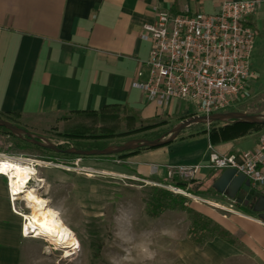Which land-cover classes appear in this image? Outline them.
I'll return each mask as SVG.
<instances>
[{
  "label": "crops",
  "instance_id": "1",
  "mask_svg": "<svg viewBox=\"0 0 264 264\" xmlns=\"http://www.w3.org/2000/svg\"><path fill=\"white\" fill-rule=\"evenodd\" d=\"M240 1L244 0H0V116L16 115L13 125L37 137L65 135L85 127L73 117L63 122L57 119L69 112L96 113L108 104L119 106L125 114L136 113L141 122L149 118L154 123L179 122L187 115L176 102L153 108L129 88L134 73H142L139 63L146 52L137 40L138 27L150 24L154 10L210 15L220 2ZM244 24L252 34L247 62L252 80L235 100L237 112L245 102L264 94V0ZM186 131L163 147L127 153L111 165L93 161L91 166L127 180L159 184L163 181L160 171L166 166H197L190 181L206 185L205 192L225 204L222 196L208 189L218 172L209 173L204 166L212 157H235L243 152L234 146L244 139L250 140L249 150L258 135L247 132L240 139L208 145L204 134ZM152 170L158 171L156 177L147 175ZM46 179L44 173L39 179L42 187ZM247 216L248 220H230L229 228L221 218L215 225L232 235L235 227L248 261L264 264V223L252 214ZM18 223L8 213L0 178V264H23L35 242L18 238ZM212 245L225 254L233 252L218 242Z\"/></svg>",
  "mask_w": 264,
  "mask_h": 264
},
{
  "label": "rangeland",
  "instance_id": "2",
  "mask_svg": "<svg viewBox=\"0 0 264 264\" xmlns=\"http://www.w3.org/2000/svg\"><path fill=\"white\" fill-rule=\"evenodd\" d=\"M256 96L245 102L239 109L240 112H237V106L234 105L235 99L228 112L263 116L264 94ZM177 104L181 110H185V115L189 114L187 105ZM129 115L134 118L133 128L137 125H163L148 132L113 138L107 141L106 147H115L130 140H152L165 134L177 123L174 119L154 123L150 118L141 122L136 113L129 112ZM219 125L220 123H216V126ZM184 130H187L186 133L199 132L205 130V127L191 126ZM260 132L261 130L255 134L259 135ZM120 133L122 128L117 126L113 134ZM5 137L6 139L0 135V153L29 157L48 165L34 169V177L37 179L42 178L44 173L47 174V184L38 191L37 196L45 200L48 207L57 213L59 221L76 242L75 253L66 259H60L58 253L50 252L48 247L43 249L45 246L35 241L28 248L23 264H252L246 258V250L240 243V236L237 238L236 228L234 227L235 234L232 235L215 225V221H220V218L224 222L228 221V228L231 227L230 220H248L247 215L250 213L247 207L240 210L236 207L227 209L221 200L218 201L209 192L204 194L205 189L201 184L198 187H189L195 190L194 196L185 194V189L179 190L187 196L184 197L146 186L136 180L124 179L116 173H104L91 166L93 161L111 165L115 160L112 155L78 159L79 164L73 167V159H52L42 152L19 147L16 149L12 147L13 142ZM38 138L52 146L63 145L70 148L71 144L50 133ZM249 141L244 139L237 143L235 150L245 151ZM6 144H9V149H4ZM173 183L160 182L163 185ZM33 185L34 183H30L27 187ZM190 189H187V192L193 194ZM151 190L180 198L183 211L161 210L154 217H147L142 204L151 195ZM16 208H19L22 215L26 213L21 205L16 204ZM151 209L149 206L147 211L150 212ZM222 210H227L230 214ZM138 242L142 247L138 248V251L144 250V254L135 258L129 251L140 247ZM212 242L232 248L233 252L229 250L227 253L232 256L227 258V254L212 245Z\"/></svg>",
  "mask_w": 264,
  "mask_h": 264
},
{
  "label": "built area",
  "instance_id": "3",
  "mask_svg": "<svg viewBox=\"0 0 264 264\" xmlns=\"http://www.w3.org/2000/svg\"><path fill=\"white\" fill-rule=\"evenodd\" d=\"M260 4V0L220 2L210 15L199 13L168 14L154 10L150 24L138 27L137 40L146 46L144 59L139 63L142 73H134L135 81L129 85L153 108L162 109L170 102L187 105V117H206L230 111L233 101L239 97L252 80L248 69V56L252 34L244 24ZM4 139L6 137L4 136ZM6 144L4 149H9ZM0 162H18L32 170L48 166L29 157L0 153ZM79 164L73 159L71 166ZM207 172L232 170L239 174L250 190L264 198V129L253 146L235 157H212L204 166ZM197 166H166L160 171L165 182L188 183ZM158 171L147 175L156 177ZM4 184L8 213L19 221L17 236L28 239L22 217ZM152 188H160L169 194L187 197L173 185L151 181H137ZM32 183L29 179L25 186ZM190 198V197H188ZM227 209L236 207L232 200H225ZM25 210V209H23ZM229 213L227 210H222Z\"/></svg>",
  "mask_w": 264,
  "mask_h": 264
},
{
  "label": "trees",
  "instance_id": "4",
  "mask_svg": "<svg viewBox=\"0 0 264 264\" xmlns=\"http://www.w3.org/2000/svg\"><path fill=\"white\" fill-rule=\"evenodd\" d=\"M16 117L17 116L13 114H5L0 116V121L7 122L8 124L14 126L13 120L16 119ZM70 117H73L81 123H85L86 126L76 129L73 132L67 133L65 135H59V138L70 142L71 144L69 145V147L71 149L79 151L101 150L107 146V141L113 138L127 137L138 133L148 132L156 127L163 125L162 123H158L149 126L138 125L136 128H133V126L135 125L134 118L129 114H125L119 106L113 104L104 105L96 113L69 112L64 116H60L57 121L63 122L68 120ZM117 126H121L122 133L113 134ZM204 127L205 131H200L198 132V134L205 135V139L208 145L230 142L242 138L247 132H257L259 130L264 129V126L256 127L236 122L220 123L219 126H216V123H212L207 124ZM0 135L7 136L13 142L12 147L16 149L19 147L42 152L48 154L52 159H86L84 157L66 156L58 153L53 154L48 151L39 150L35 147L23 143L22 141L15 140L2 129H0ZM55 149L58 151H62L67 148L63 145H58L55 146ZM145 150L152 149H137L129 153L135 154L139 151ZM125 154H127V152L119 153L112 156L115 157V159L119 160ZM200 184L201 183H194L193 181H189L186 184L173 183V186L178 190L185 189V194L189 196H194L196 195V193L194 192L195 190L192 189L194 193L189 194L187 192V189L189 191L190 186L196 185L198 187ZM202 187H204L205 190L207 188L206 185H202ZM192 190L190 189V191ZM150 194L151 195L149 196V198L142 204L147 217H154L161 210L175 209L178 212L183 211V202L180 198L171 197L169 194L154 190H151ZM149 206L152 208L150 212L147 211V208Z\"/></svg>",
  "mask_w": 264,
  "mask_h": 264
},
{
  "label": "water",
  "instance_id": "5",
  "mask_svg": "<svg viewBox=\"0 0 264 264\" xmlns=\"http://www.w3.org/2000/svg\"><path fill=\"white\" fill-rule=\"evenodd\" d=\"M243 123L250 126L262 127L264 126L263 116H246L239 113L225 112L222 114H213L206 117H186L184 120L177 122L163 135L145 141V140H130L115 147H104L101 150L79 151L67 148L62 151L55 149L44 140L29 135L19 128L0 121V129L5 131L9 136L15 140L22 141L32 147L42 151H48L53 154H61L73 157H108L124 152H132L137 149H156L169 144L175 136L190 126H201L212 123ZM208 189L215 195L222 196L224 200H232L236 206L240 205L245 208L246 205L252 201L248 212L254 215L255 219L264 223V199L257 193L250 190L246 181L242 179L239 174L233 173L232 170H221L217 173L215 178L209 184Z\"/></svg>",
  "mask_w": 264,
  "mask_h": 264
},
{
  "label": "bare ground",
  "instance_id": "6",
  "mask_svg": "<svg viewBox=\"0 0 264 264\" xmlns=\"http://www.w3.org/2000/svg\"><path fill=\"white\" fill-rule=\"evenodd\" d=\"M0 176H4L6 180L9 196L23 204L26 213L21 215L22 226L24 231L31 235L30 239L44 245L43 249L48 247L50 252L58 253L60 259L72 256L76 251L73 236L61 224L57 213L48 207L45 200L37 196L38 191L42 189L41 180L34 177L32 170L18 162H0ZM29 179L34 183L32 187L25 186ZM139 245L140 247L129 251L135 258L144 254V250L138 251V248H142L141 243Z\"/></svg>",
  "mask_w": 264,
  "mask_h": 264
}]
</instances>
